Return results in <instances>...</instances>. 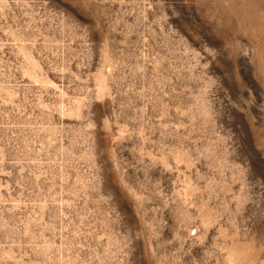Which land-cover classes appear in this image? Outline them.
<instances>
[{
  "label": "rangeland",
  "instance_id": "1",
  "mask_svg": "<svg viewBox=\"0 0 264 264\" xmlns=\"http://www.w3.org/2000/svg\"><path fill=\"white\" fill-rule=\"evenodd\" d=\"M0 264H264V0H0Z\"/></svg>",
  "mask_w": 264,
  "mask_h": 264
}]
</instances>
